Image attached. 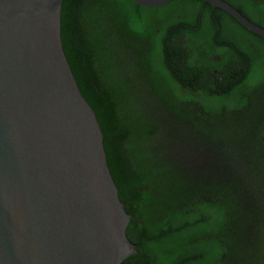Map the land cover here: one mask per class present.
Returning <instances> with one entry per match:
<instances>
[{
	"label": "trees",
	"instance_id": "trees-1",
	"mask_svg": "<svg viewBox=\"0 0 264 264\" xmlns=\"http://www.w3.org/2000/svg\"><path fill=\"white\" fill-rule=\"evenodd\" d=\"M222 1L264 29V0ZM61 41L131 217L122 264H264V38L201 0H64Z\"/></svg>",
	"mask_w": 264,
	"mask_h": 264
},
{
	"label": "water",
	"instance_id": "water-1",
	"mask_svg": "<svg viewBox=\"0 0 264 264\" xmlns=\"http://www.w3.org/2000/svg\"><path fill=\"white\" fill-rule=\"evenodd\" d=\"M63 1L0 0V264H122L138 254L62 47ZM201 1L264 38L228 3Z\"/></svg>",
	"mask_w": 264,
	"mask_h": 264
},
{
	"label": "rangeland",
	"instance_id": "rangeland-1",
	"mask_svg": "<svg viewBox=\"0 0 264 264\" xmlns=\"http://www.w3.org/2000/svg\"><path fill=\"white\" fill-rule=\"evenodd\" d=\"M177 141H178V140H177ZM252 157H253L252 154L247 155L246 158H244V157H242L241 155H239L240 162H242L243 160H246V162L249 164V167L251 166L249 160L252 159ZM263 173H264V172H263ZM257 182H258V181L255 180V184H256ZM255 206L264 208V200H263V201H258V203H256Z\"/></svg>",
	"mask_w": 264,
	"mask_h": 264
},
{
	"label": "flooded vegetation",
	"instance_id": "flooded-vegetation-1",
	"mask_svg": "<svg viewBox=\"0 0 264 264\" xmlns=\"http://www.w3.org/2000/svg\"><path fill=\"white\" fill-rule=\"evenodd\" d=\"M217 170H219L218 168L217 169H214V171H217ZM220 171V170H219ZM223 174V173H222ZM219 176V175H218ZM219 177H221V174H220V176ZM222 180V179H221ZM227 231H228V235L230 236V230H229V228H227ZM225 257L226 256H222V259H221V261L223 262L224 261V259H225ZM251 261H254L253 259H245V260H243V261H239L237 264H249Z\"/></svg>",
	"mask_w": 264,
	"mask_h": 264
}]
</instances>
